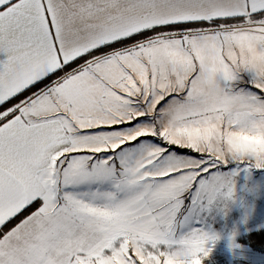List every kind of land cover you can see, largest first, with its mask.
Returning a JSON list of instances; mask_svg holds the SVG:
<instances>
[{
    "label": "snow or ice",
    "instance_id": "snow-or-ice-1",
    "mask_svg": "<svg viewBox=\"0 0 264 264\" xmlns=\"http://www.w3.org/2000/svg\"><path fill=\"white\" fill-rule=\"evenodd\" d=\"M0 55V264H203L264 169V0H0Z\"/></svg>",
    "mask_w": 264,
    "mask_h": 264
},
{
    "label": "rangeland",
    "instance_id": "rangeland-1",
    "mask_svg": "<svg viewBox=\"0 0 264 264\" xmlns=\"http://www.w3.org/2000/svg\"><path fill=\"white\" fill-rule=\"evenodd\" d=\"M221 171L232 175L235 194L199 217L197 228L223 237L209 244L211 253L203 264H264V169L234 162ZM189 230L182 228L179 234Z\"/></svg>",
    "mask_w": 264,
    "mask_h": 264
},
{
    "label": "clouds",
    "instance_id": "clouds-1",
    "mask_svg": "<svg viewBox=\"0 0 264 264\" xmlns=\"http://www.w3.org/2000/svg\"><path fill=\"white\" fill-rule=\"evenodd\" d=\"M214 237H215V239H214V243L215 242H218L220 239H222L223 237H221L220 235H218V234H212ZM231 243H235V234H233V237H232V239H231V241H230Z\"/></svg>",
    "mask_w": 264,
    "mask_h": 264
},
{
    "label": "trees",
    "instance_id": "trees-1",
    "mask_svg": "<svg viewBox=\"0 0 264 264\" xmlns=\"http://www.w3.org/2000/svg\"><path fill=\"white\" fill-rule=\"evenodd\" d=\"M25 95H27V93H25ZM20 98H22V97H19L18 99H20ZM185 151H187V150H185ZM16 221H13L12 223L14 224ZM12 225L10 224L9 225V227H11Z\"/></svg>",
    "mask_w": 264,
    "mask_h": 264
},
{
    "label": "crops",
    "instance_id": "crops-1",
    "mask_svg": "<svg viewBox=\"0 0 264 264\" xmlns=\"http://www.w3.org/2000/svg\"><path fill=\"white\" fill-rule=\"evenodd\" d=\"M5 57H3L2 55H0V59H4Z\"/></svg>",
    "mask_w": 264,
    "mask_h": 264
}]
</instances>
